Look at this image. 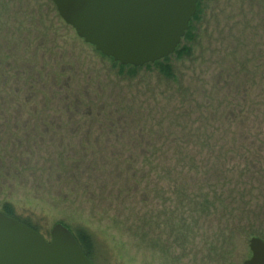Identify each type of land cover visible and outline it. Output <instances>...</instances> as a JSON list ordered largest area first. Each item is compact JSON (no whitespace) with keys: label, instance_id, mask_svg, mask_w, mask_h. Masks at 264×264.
Wrapping results in <instances>:
<instances>
[{"label":"rangeland","instance_id":"1","mask_svg":"<svg viewBox=\"0 0 264 264\" xmlns=\"http://www.w3.org/2000/svg\"><path fill=\"white\" fill-rule=\"evenodd\" d=\"M131 67L52 0H0V210L46 238L87 228L93 264H245L264 240V0H199L176 52Z\"/></svg>","mask_w":264,"mask_h":264},{"label":"water","instance_id":"2","mask_svg":"<svg viewBox=\"0 0 264 264\" xmlns=\"http://www.w3.org/2000/svg\"><path fill=\"white\" fill-rule=\"evenodd\" d=\"M199 0H52L60 17L97 51L124 66L167 58L180 45ZM245 264H264L253 237ZM0 264H93L73 232L55 225L49 239L0 211Z\"/></svg>","mask_w":264,"mask_h":264},{"label":"trees","instance_id":"3","mask_svg":"<svg viewBox=\"0 0 264 264\" xmlns=\"http://www.w3.org/2000/svg\"><path fill=\"white\" fill-rule=\"evenodd\" d=\"M197 7H198V5H197ZM186 34H187V32H186ZM177 49H178V47H177ZM177 49H176V51H177ZM167 58H164L163 60H166ZM163 60L156 61L155 63L157 64V63H159L160 61H163ZM131 68H133V67H131ZM0 211L3 212L6 215L12 217V218H15V219H17V220L25 223L26 225H28L31 228L35 229L36 231L40 232L36 227H34L29 222H27L26 220H23V219L19 218L16 215V213H15L14 207L10 203H6L2 207V209ZM68 228L71 229V227H68ZM73 230L74 231H72V232H73L74 236L76 237V239L78 240V242L80 243V245H81L84 253L89 257V259L91 261H93L92 260V254H93V251H94L95 247H94V241H93L94 239L92 237V234L85 227H81V228L73 229Z\"/></svg>","mask_w":264,"mask_h":264}]
</instances>
